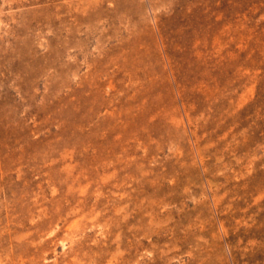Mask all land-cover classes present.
Instances as JSON below:
<instances>
[{"label":"rangeland","instance_id":"rangeland-1","mask_svg":"<svg viewBox=\"0 0 264 264\" xmlns=\"http://www.w3.org/2000/svg\"><path fill=\"white\" fill-rule=\"evenodd\" d=\"M0 264H264V0H0Z\"/></svg>","mask_w":264,"mask_h":264}]
</instances>
